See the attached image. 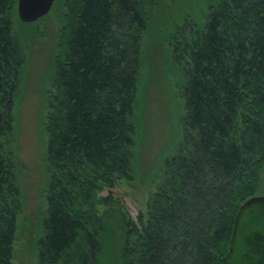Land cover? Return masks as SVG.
Here are the masks:
<instances>
[{"label": "trees", "instance_id": "trees-1", "mask_svg": "<svg viewBox=\"0 0 264 264\" xmlns=\"http://www.w3.org/2000/svg\"><path fill=\"white\" fill-rule=\"evenodd\" d=\"M61 1L38 264H102L111 212L99 208L113 200L100 194L133 178L138 83L158 0ZM17 6L0 0V264H13L22 211L15 110L27 53L13 33ZM174 52L186 79L183 139L146 213L120 216L121 264H222L264 171V0H213L204 28L177 38Z\"/></svg>", "mask_w": 264, "mask_h": 264}, {"label": "rangeland", "instance_id": "rangeland-1", "mask_svg": "<svg viewBox=\"0 0 264 264\" xmlns=\"http://www.w3.org/2000/svg\"><path fill=\"white\" fill-rule=\"evenodd\" d=\"M211 2L158 0L150 10L153 20L145 36L136 102L133 178L122 180L115 188L100 194L113 200L108 208H99L100 214L111 212L102 264H121L117 251L121 244L120 216L125 213L137 222L139 215L146 213L165 162L182 142L186 79L184 65L174 60V43L177 38L204 28ZM62 12V1L57 0L50 13L35 23L26 24L13 17V33L27 53L15 110L14 153L22 211L17 219L13 264H38L45 232L49 188L45 115L52 67L60 50ZM255 196L264 197V171Z\"/></svg>", "mask_w": 264, "mask_h": 264}, {"label": "water", "instance_id": "water-1", "mask_svg": "<svg viewBox=\"0 0 264 264\" xmlns=\"http://www.w3.org/2000/svg\"><path fill=\"white\" fill-rule=\"evenodd\" d=\"M55 1L18 0V17L35 23L50 13ZM222 264H264V197L254 196L240 207Z\"/></svg>", "mask_w": 264, "mask_h": 264}]
</instances>
